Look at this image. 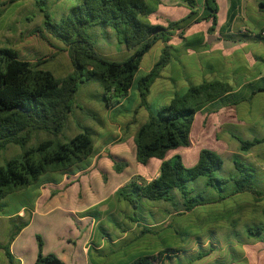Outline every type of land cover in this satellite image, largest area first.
Wrapping results in <instances>:
<instances>
[{
  "label": "trees",
  "instance_id": "1",
  "mask_svg": "<svg viewBox=\"0 0 264 264\" xmlns=\"http://www.w3.org/2000/svg\"><path fill=\"white\" fill-rule=\"evenodd\" d=\"M7 1L13 3L19 0ZM72 1L57 19L48 6L39 8L42 27L29 32L49 47L66 52L71 66L67 74L55 76L42 68L46 57L27 61L20 59L15 49L0 47V152L7 145H16L21 149L0 166V200L16 187L38 185L50 176L55 181L52 179L54 174L78 170L88 164V158L94 152L88 131L77 132L66 141L55 139L71 111L78 82L95 78L106 105L125 96L134 83L142 104L150 84L168 62L167 41L173 30L201 20H210L211 30L216 19L214 0H203L199 15L190 10L181 19L169 20L165 25L147 21L146 16L151 8L145 0ZM181 1L190 8L196 6L195 0ZM34 3L45 4V0H34ZM259 4L264 7V0H260ZM95 26L111 28L117 43L130 50V53L121 61L108 60L98 54L87 35V31ZM46 35L62 46L56 48ZM157 41L164 43L158 58L146 72L135 76L141 56ZM230 90V84L220 80L189 85L184 91L175 92L169 103L149 113L137 126L132 138L136 163L145 165L150 158H155L159 160V166L154 178L141 184L130 180L126 186L129 191L125 188L117 190L133 209L139 198L172 203V189L178 191L180 198V205L177 207L175 204L174 209L181 212L225 197L219 194L208 199L189 189L187 182L199 176L204 177L206 186L219 190L231 180L232 186L226 195L247 192L255 202L263 200L264 189L255 187L253 169L242 160L233 159L235 175L222 178L215 174L221 168L222 160L208 148H201L196 161L190 166L181 163L178 153L166 157L171 151L189 146V128L195 111ZM260 90H264V86L251 88L243 99H249L250 95ZM239 99H232V102ZM40 131L50 136L28 145L33 134ZM231 136L238 142V149L242 152L264 143V134L251 139H241L235 134ZM126 165L124 160H113L116 172ZM259 212L264 218V200ZM25 224L22 222L16 226L8 242L0 244L6 264H15L8 244ZM260 231L259 225L246 227V234L258 236ZM34 237L36 254L33 264H62L53 253L42 254V240L38 234ZM175 251L177 249H163L152 256H138L126 264H159Z\"/></svg>",
  "mask_w": 264,
  "mask_h": 264
},
{
  "label": "crops",
  "instance_id": "2",
  "mask_svg": "<svg viewBox=\"0 0 264 264\" xmlns=\"http://www.w3.org/2000/svg\"><path fill=\"white\" fill-rule=\"evenodd\" d=\"M145 1L151 8V11L146 16L147 21L160 25H165L169 20L181 19L190 10H194L196 14L199 15L203 2V0H195L196 6L194 8H190L181 0ZM259 1L260 0H214L216 5V19L215 24L211 27V30H209L211 26L210 20H201L196 23H191L182 29H174L170 35L169 40L167 41L169 50L178 54L195 53L196 56L206 57L208 55H206L205 51L202 49L204 45L212 43L216 45L217 66H213L210 63H207L204 66V61L201 62V60L198 59L196 62L197 77L252 78L251 80H238L233 86L230 85V91L197 109L193 115L189 128V146L171 151L166 157L174 153H178L181 158L182 153H187L192 158L194 163L201 148H208L219 154L226 152L231 154V151L228 149L229 146L233 145V143H231L228 138L224 136V134H218L221 129L227 128L225 127V122L231 120L229 119L230 116L219 117V114H221L223 110H226L229 115L230 113L233 115L232 121H237L234 124L238 125L240 128L245 124H252V126L249 127L253 128L255 131H262L258 137L264 134V123L259 120V114H254L252 117H248V110L250 106H252L251 101L255 98L256 100L264 98V90L254 92L249 96V99H243V97L248 95L251 88L258 85L264 86V84H256L257 81H263L264 77V36H260V33H264V7L259 4ZM58 2L59 0L56 3ZM72 2L73 1H71V3ZM195 29L199 31L193 33V30ZM190 32L191 34L193 33V36L196 34L198 36L196 38H192L193 36L190 38ZM204 35H207V44L201 40ZM157 42L162 48L164 43L161 41ZM246 47L247 49L243 51L242 49ZM229 58L239 61L237 67L236 62L234 61L233 69H230L228 64L229 62H227L229 61ZM167 63H170V59H168ZM213 80H220L228 83L225 79H205L196 83L190 82L187 87L189 85L198 84L202 81ZM173 81L177 87L178 80ZM175 91L173 93H175ZM128 92L129 89L126 95L119 99L118 103H120L122 99L128 98ZM235 98L240 99L236 102H232V99ZM118 103L116 102L117 105ZM251 108L255 113H261L264 115V104H260L259 106L254 104ZM134 115L131 118L124 120L120 119L121 124L119 126L123 131L121 132L122 136H126L127 134L129 137L131 136L132 132L129 125L137 121L140 117L139 113L136 114L138 117L137 119L134 118ZM144 116L145 113L144 115L142 114V117ZM215 132L217 134H215ZM228 133L229 137L232 139L233 137L231 134L235 133L230 132L229 130ZM131 141L132 140H130V142ZM216 147L218 150H214ZM105 148L102 147L99 151L93 150L94 152L91 157L88 158V164L85 167L62 174H54L52 179H55V181L51 180L50 176L49 179L39 182L36 189L37 194L35 195L33 204H31V206L26 205L21 207L14 213L7 215V217L12 218V216L16 214L18 218H22L25 217L24 211H26L28 216L26 224L20 228L8 244V249L12 255L14 263L17 261L18 264H20L21 262L18 254L19 252L17 253V251H20L19 247L16 245L18 238L35 214L41 213L44 216L49 214L52 210H58L60 213L65 215V230L57 233L55 238L59 243V251L54 252L53 254L61 260L62 264H92L89 261L90 249L92 248L96 251H100L104 242H102L101 238L98 243L94 244L92 241V238L96 235L95 226L102 218H96L97 213L94 212L93 214L91 209L102 204L107 198L113 202L115 201L117 204L119 203V200L127 202L120 196V194L117 193V190L125 188L126 191H129L126 186L130 180L136 181V179H139L142 182H146L151 178H154L158 174L159 166V160L155 158H150L145 165H139L136 163L134 159L133 145L132 158L135 164L131 165V168L128 170L131 161L130 159L124 160L127 162V165L121 171L116 172L113 169L112 163H106V156H108V154L104 152L100 153V151H104ZM250 153L254 154L253 161L251 159H247ZM99 154H101V156ZM242 155L243 156L241 157H243V160H241L253 169V173L256 169L262 170L263 167L256 166V162L262 157L264 158V143L258 144L254 148H250ZM193 163L189 164V166ZM124 173L125 175L122 176ZM94 178L99 180L103 178L104 181L107 179L111 180L113 178L107 187L105 195L97 197L93 201L87 202V200L84 204H67V197L65 195H75V193L80 191L84 185L86 186L88 184L89 180L92 181ZM255 178L256 177L254 176V180ZM245 193L247 192H243L242 194ZM58 195L61 202L56 201ZM248 197L247 201L249 202H244V207L239 204L235 206L238 208H246L249 210L250 215L252 214L256 217L259 216L260 212H258V215L257 208L260 210L262 202H255L251 195ZM39 200L40 202L44 200L52 202L50 204H46L44 201V203L40 206L41 208H38ZM219 200L222 199H217L213 202ZM210 203L195 206L191 210L184 212L176 211L174 208L169 207L166 204H159L157 206L154 205L149 209H143L144 211L149 210V215L145 212L138 220L134 217L123 214L122 217L127 220L129 219L131 224H122L118 229V236L109 237L108 243L112 245V248H114L113 246L116 243L121 242V248L119 249L121 252L120 256L124 254L128 255L129 250L134 248L141 251L142 254L139 256H152L157 252L168 248L177 249V251L170 254L171 256L169 258L159 264H194V261H201L203 258L207 257L212 258L213 262H215V259L224 257L226 260H222L221 264H264V241L259 240L261 233L258 236L246 233L245 236H243V233H241L240 237L233 238L232 234L238 232V230L235 229L236 221H238V219H234L233 214L226 225L225 222L223 224V219L221 217L212 220L214 223H210V225L215 226L208 228L209 230H207V232L205 228L199 230L198 228L191 226L187 229V231H183L180 237L177 236V225L171 224L169 221L170 217L174 215L187 217L195 212L197 207L205 206ZM106 209L107 211L105 210V214H113L114 210L112 206H107ZM200 214L204 216V213ZM240 215H243V213L241 212ZM101 216H103V214ZM203 218L204 217H201V219ZM212 228H215V230H210ZM193 229L198 232V234L194 236L197 238L195 241H193L194 237L191 235ZM130 233H133L132 237L128 235ZM106 235L108 236L107 233ZM200 235L205 236V238L203 239ZM124 243L126 245H124ZM222 243L226 246L224 248L225 251H227L226 248L228 249L229 256H226V254L223 253L224 251L217 247V245L219 246ZM207 244H209L212 248L217 247V252L211 253L210 250H203L208 246ZM197 247H199V249H197ZM106 254H113L112 249L109 248ZM181 257H187L188 260H181L180 262L177 260L175 261V259Z\"/></svg>",
  "mask_w": 264,
  "mask_h": 264
},
{
  "label": "rangeland",
  "instance_id": "3",
  "mask_svg": "<svg viewBox=\"0 0 264 264\" xmlns=\"http://www.w3.org/2000/svg\"><path fill=\"white\" fill-rule=\"evenodd\" d=\"M45 0V4L36 5L34 0H19L13 3H8L7 0H0V47H9L16 50L18 57L23 60L33 61L36 58L46 57L47 60L43 63L42 68L49 70L55 76H63L67 74L71 70V66L69 63V59L67 57L66 52L58 51L49 47L43 40L38 39L35 36L29 34L34 29L42 27V14L39 8H44L48 6V9L52 11V14L55 19L59 18L64 14L69 5H71L72 0ZM197 29L193 30V33H196ZM193 33H189V37L193 36ZM87 35L90 40L93 42L95 50L102 57L108 60L121 61L123 60L129 53L130 50H125L122 44H118L114 31L109 27H99L95 26L90 28L87 31ZM53 45L56 48L62 46L60 42L55 39H52L49 35H46ZM198 35H194L192 38H196ZM207 35H204L201 40L206 42ZM207 44V42H206ZM161 46L157 42L153 44L140 58L138 70L136 71L135 76H140L144 72L148 70V68L153 64V62L158 58L159 50ZM205 51V54L208 55L206 57L196 56L195 53H176L169 50V59L170 63L166 64L159 71L158 76L153 80L148 88L147 95L142 104H140V99L136 90V86L133 83L128 92V98L122 99L118 105L116 102L110 103L109 105L105 104L104 99L102 98V90L98 81L95 78H91L87 81L78 82L76 92L74 94V99L72 102L71 111L67 114L64 125L60 131V133L55 137V139L59 141H66L69 137L74 135L77 132L82 130L88 131L91 144L94 151H99L103 148L105 150L100 151V153L104 152L108 154L105 158L106 163H112L113 160H129L130 165L128 170L131 168V165H134L135 162L133 160V144L132 140L134 132L137 126L146 119V116L149 113H153L155 109L161 105H165L169 103L173 96V92H182L187 88V85L192 83H196L200 80L205 79H225L230 85H234L238 80H251L252 77H197L196 71V62L198 59L201 62L204 61V66L207 63H210L213 66H217V48L214 43L204 45L202 48ZM243 48L242 50H246ZM52 54L51 57H48ZM174 58V59H173ZM236 62V67L239 61L234 60L233 58H229V67L233 69V63ZM198 75V74H197ZM189 76V77H187ZM191 76V77H190ZM137 78V77H136ZM173 80L177 81V87L174 84ZM256 84H264V81H257ZM258 97V96H257ZM121 99V98H120ZM256 104L259 106L260 104H264V98H259L251 101V105ZM112 106V107H111ZM138 106V107H137ZM249 108V116L252 117L254 114L258 115L259 120L264 123V115L261 113H255L254 110ZM224 107V106H222ZM135 113V115H134ZM139 113L140 117L138 118L136 114ZM145 116L142 117V114ZM138 118L137 121L130 124V130L132 132L129 137L128 134L126 136H122L120 129V119L124 120L127 118ZM229 117V121L225 122V129H221L218 134H224L228 138V140L233 143V145L229 146L231 154L229 153H217L218 156L222 160L221 168L215 172L216 176L222 178H229L235 175V170L233 169L232 160L239 159L243 160L242 152L238 149V142L235 139H231L229 137L228 130L230 132L235 133L241 139H251L252 137H258L262 131H255L253 128L249 127L252 124H245L241 128L234 124L232 121L233 115L228 114L226 110H223L219 117ZM215 118V117H214ZM213 119V118H212ZM258 122V121H257ZM255 124V123H253ZM264 131V130H263ZM129 132V131H128ZM215 134H217L215 132ZM45 132H37L33 134V137L29 141L28 145H33L37 141L42 140L44 138L49 137ZM116 139V140H115ZM212 141V140H211ZM256 147L253 146L251 148ZM20 148L16 145H7L0 152V166L4 165L5 161L11 156L20 152ZM214 150H218L217 147ZM101 156V154H99ZM253 153H250L247 159H251L253 161ZM91 157V156H90ZM132 158V160H131ZM246 160V159H245ZM181 163L185 166H189V164L193 163L192 158L187 153H182ZM256 166L263 167L262 170L256 169L253 175L256 177L254 180L255 187L258 190L264 189V158L257 160ZM125 173L122 175L124 176ZM253 176V177H254ZM113 179V178H112ZM111 179V180H112ZM110 179L106 181L103 178L93 179L92 181H88V184L83 186L80 191L76 192L75 195L67 194L66 202L67 204H84L89 201L95 200V198L100 197L106 194L107 187L111 182ZM187 187L191 189L193 192L201 193L205 198H214L219 194H223L225 197L222 200L210 203L205 206L197 207L196 211L190 214L187 217H183L181 215H174L170 217L169 221L172 225L176 224L178 228L177 236L180 237L183 231H187V229L191 226L202 230L205 228L206 232L209 230L208 228L214 227V222L212 220L221 218L223 219V224L228 223V220L231 218L232 214L234 215V219H238L236 221V230L237 233H233V238H237L241 236H245V228L246 226H257L261 227V235L259 240L264 241V218H262L258 212L259 208H257V214L259 216L250 215L249 210L246 208H238L235 205H241L244 207V202H249L248 196L249 193H236L232 195H226V193L231 189V180H229L223 188L219 190L218 188H214L211 186H206L204 184V177L199 176L193 180L187 182ZM37 185H29L26 187H16L12 189L9 193H7L0 200V243L6 244L10 237H12V233L16 230V226H19L22 222L28 221V216L26 211H24L25 217L18 218L16 214L12 216V218L7 217V215L14 213L17 209L24 207L26 205L31 206L33 204L35 195L37 194ZM51 191V190H50ZM171 195L173 197L172 203L164 202V201H150L144 198H139L136 202V208L133 209L127 202L123 200H119V203H115V201H111L110 199H105L104 202L97 207L91 209V212L97 213L96 218H102L95 226L96 235L92 238L93 243H98L100 238L102 242H104L102 249L100 251H96L94 249H90L89 252V261L92 264H126L131 261L133 258L139 256L141 251L138 249H130L128 255L124 254L120 256L121 252L119 249L121 248V242L116 243L112 248V245L108 243L109 237H117L118 229L122 224H131L130 220L123 218L122 215L126 214L130 217H134L137 220L141 218L146 212L149 215L150 207L159 204H166L169 207L174 208V205L178 207L180 205V198L178 191L176 189L171 190ZM75 197V198H74ZM43 200V199H42ZM264 200V195H263ZM263 200L261 202H263ZM45 201V200H44ZM44 201H38V208L44 203ZM57 202H61L59 195L56 198ZM176 201V202H175ZM52 201H45L46 204H50ZM106 205V206H105ZM107 206L113 207V214H105V210L107 211ZM243 215H240V213ZM200 213H204L202 216ZM103 214V216H101ZM105 214V215H104ZM65 215L60 213L58 210H52L47 215H42L41 213L35 214V216L28 223L27 227L20 234L17 246L20 251L17 253L20 256L21 262L20 264H32L36 254V245H35V237L34 235L38 234L42 238L43 245L42 253L47 252H58L59 243L56 240V235L59 231L65 230L64 221ZM201 217H204L201 219ZM225 227V226H224ZM210 230H215L212 228ZM67 232V231H65ZM108 234V236L106 235ZM198 232L195 229L192 230L191 235L196 236ZM132 237L133 233L128 234ZM201 236V235H200ZM219 236V235H218ZM14 237V236H13ZM203 239L205 236H201ZM197 238H193L195 241ZM223 239V237H222ZM124 245H126L124 243ZM203 250L217 252L218 248L224 251L223 253L226 256H229L228 249L225 251V245L222 243L221 245H217V247H210L209 244ZM111 248L113 254L107 255V250ZM199 249V247H197ZM16 253V252H15ZM120 256V257H118ZM117 257V258H116ZM185 260L188 258L181 257L175 259V261ZM222 260H226L224 257L220 259H215L213 262L212 258H203L201 261H194V264H221ZM14 261V260H13ZM205 261V262H204ZM18 264L17 261H15ZM0 264H6V257L4 256L3 250L0 248Z\"/></svg>",
  "mask_w": 264,
  "mask_h": 264
},
{
  "label": "built area",
  "instance_id": "4",
  "mask_svg": "<svg viewBox=\"0 0 264 264\" xmlns=\"http://www.w3.org/2000/svg\"><path fill=\"white\" fill-rule=\"evenodd\" d=\"M260 36H264V33H260ZM135 183H137V184H141L142 183V181L141 180H139V179H136V181H135Z\"/></svg>",
  "mask_w": 264,
  "mask_h": 264
}]
</instances>
